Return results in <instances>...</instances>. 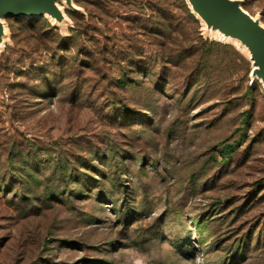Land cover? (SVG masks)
<instances>
[{"label": "rangeland", "instance_id": "1", "mask_svg": "<svg viewBox=\"0 0 264 264\" xmlns=\"http://www.w3.org/2000/svg\"><path fill=\"white\" fill-rule=\"evenodd\" d=\"M82 1L74 0L80 11L58 2L66 14L62 24L48 16L5 19L0 176L26 165L33 170L34 144L41 152L52 148L80 161L87 156L102 171L80 165L82 172L90 170L86 188L85 183L58 186L42 167L38 181L25 180L24 200L14 195L16 188L5 192L4 180L0 264H216L224 258L227 264H264V85L252 77L249 52L209 31L195 14L196 21L189 18L177 0L165 2L176 20L166 21L163 41V32L155 29L162 1L133 0L141 11L130 7L97 17L102 27L94 36L97 63L84 69L69 63L58 93L41 97L33 90V69L40 68L36 62L49 61L50 45L16 43L10 24L42 37L50 24L66 37L74 14L88 16ZM144 4L148 8L142 9ZM243 7L264 23V0H244ZM31 18L40 21L25 28L21 22ZM146 18L152 28L145 26ZM200 35L219 44L208 58H201ZM166 40L167 87H157L150 77L146 85L154 93L150 89L148 97L145 90L122 92L113 82L123 67L117 58H154ZM109 88L116 97L126 96L125 104L143 124L118 117L109 105ZM227 145L233 146L229 152ZM105 152L106 158L118 155V171L110 160L99 159ZM119 179L127 194L118 189ZM69 187L78 193L57 198L56 192ZM196 220L206 223V232ZM246 239L250 246L244 252L239 246Z\"/></svg>", "mask_w": 264, "mask_h": 264}, {"label": "trees", "instance_id": "2", "mask_svg": "<svg viewBox=\"0 0 264 264\" xmlns=\"http://www.w3.org/2000/svg\"><path fill=\"white\" fill-rule=\"evenodd\" d=\"M162 1V2H161ZM181 6L184 8V10L188 13V17L192 18L196 21L193 13L190 12L189 7H187L185 0H177ZM84 2V3H83ZM161 2V15L159 17V22H157V27L155 29L161 30L163 33L159 36L161 40L165 41L164 35L166 34V21H170L172 25H174L175 22V16L174 12H172L171 8L167 7L165 2L166 0H160ZM81 3V1H80ZM83 6L86 8L88 12V16L85 17L83 14H79L77 17L75 14L73 15L75 25L70 29V35L69 36H62L60 33L56 32L55 28L52 27L50 24H48L46 27H44L45 35L43 37L41 35L36 34L35 32H17V30L14 28L12 23L10 24V28L13 31L12 38L17 43H20L21 41L25 42V45L30 44H42V43H49L50 46H47L46 49L49 51V54L51 58L48 62H36L40 66V68L35 67L33 70H35V75L33 77V90L34 93H37V95H40L41 97H51L54 93H58L60 90V87L58 83H61L64 79V73L65 69L71 70V68H67V65L69 63H75L81 66L82 69L91 67L97 63L96 54L93 52V44L95 41L94 36L96 37V34L100 31L101 26H99V21L97 17L99 15H105L104 17L109 18V14L111 12H115L118 10L127 9L129 10L130 7H135L133 9H138L141 11L140 7L136 6V3L133 0H83L82 1ZM142 9L148 8L146 4L142 5ZM94 11H99V14H94ZM132 9V8H131ZM124 11V10H123ZM11 16L7 17L10 18ZM81 17V18H80ZM127 18V17H126ZM127 19H132V17H128ZM135 19V17H134ZM153 19V16L150 18ZM149 18L144 19V24L146 27L150 26L152 28V24L148 23L150 21ZM40 19L31 18L27 22H21L24 24L25 28H31V24H35L36 22H39ZM20 22V21H15ZM26 23V24H25ZM33 24V25H34ZM105 33H107L106 29L103 30ZM25 33V34H24ZM24 34V37L21 36ZM49 35V36H47ZM171 34L168 36L171 38ZM44 36L46 38H44ZM199 47L202 50L203 55L201 58L205 56V58H208L209 53L212 50V46L219 45L217 42L205 40L202 35ZM44 39L41 43L40 41ZM151 40V39H150ZM52 42V43H51ZM58 42V43H57ZM168 40H166L165 44H161V48L159 51H155L156 54L154 58L150 57H144V56H138V55H131L123 57L121 60L117 58L118 61L123 65L121 68V76L118 78H115L113 81L119 89L122 90V92L127 93L126 91L130 89H136L139 91L145 90L146 91V97L150 95L151 84L146 85V82L150 77L156 78L157 87H160V85H164V87H167L166 84L170 80L171 76V68L170 63L171 60L166 56V51L164 50V47L166 46V43ZM56 43V44H55ZM106 48H104L105 50ZM239 53V52H238ZM239 57L243 61H247L245 56L239 53ZM123 61V63L121 62ZM202 61V60H201ZM72 63V64H73ZM26 69L20 68L19 71H23ZM151 89V90H150ZM167 89V88H166ZM110 92L107 94V98L110 101L109 105L113 108L115 112H118V117L123 118L124 120L128 121H138L141 124H143V120L139 117H137V113L133 106H129L125 104L126 96L124 97H116L115 96V89H108ZM36 91V92H35ZM154 93V91L152 90ZM57 95V94H55ZM77 97V96H75ZM71 99H76L74 97H71ZM149 106V105H148ZM124 123V121H123ZM130 129H133L130 124ZM232 145H227L224 147L226 149V152H229L232 149ZM31 154H33L34 160H35V167L32 170V166L26 165L23 168H16L13 170H9L8 172H3L0 176V184L8 179V186H3L5 189V192H7V188H16V194H14L17 198H20L24 200L27 198L28 195V187L26 184V179L28 177H31L32 180L38 181L39 178H37V172L41 171V168L44 167L46 171V175L48 178L53 181L57 182L58 186H64L68 184H75L79 186V183H85L86 188L90 187V184H88L89 180H91V175L88 174V172H82L80 165H87L90 167V169H95L97 171L99 170L92 162H90V158H83V160L80 161V159H76L71 156H63V153L61 151L55 152L54 149H49L47 152H41V146L34 144V148L31 149ZM99 159L102 162L110 160L111 165L114 167L115 171H118L120 169V161L118 159L117 154H113L112 156L109 155L108 158H106V152L101 155L98 154ZM51 171V174L49 175ZM6 175L4 178L2 175ZM39 174V173H38ZM32 175V176H31ZM94 182H98V180L92 179ZM119 190H123L124 193L127 194V188L125 184L122 183L123 180L119 179ZM1 187V185H0ZM72 187L68 188L67 192H56L57 198L64 199L65 196H70L78 191ZM21 191V194L19 193ZM83 191V190H81ZM67 194V195H66ZM54 196V195H53ZM56 197V196H55ZM198 226L201 228L202 231L206 232L207 225L203 221L196 220ZM203 240L205 238H202ZM202 240V241H203ZM249 239H246V241L239 246L240 249H242L244 252L248 246H250V242H248ZM236 253V251H235ZM216 264H227V258L221 259Z\"/></svg>", "mask_w": 264, "mask_h": 264}, {"label": "water", "instance_id": "3", "mask_svg": "<svg viewBox=\"0 0 264 264\" xmlns=\"http://www.w3.org/2000/svg\"><path fill=\"white\" fill-rule=\"evenodd\" d=\"M61 0H0V45L6 46L8 26L5 19L14 17L48 16L62 24L66 14L59 6ZM69 9L82 10L74 0H63ZM197 19L209 31L223 38L237 40L249 51L252 77L264 85V23L243 7L244 0H186Z\"/></svg>", "mask_w": 264, "mask_h": 264}, {"label": "bare ground", "instance_id": "4", "mask_svg": "<svg viewBox=\"0 0 264 264\" xmlns=\"http://www.w3.org/2000/svg\"><path fill=\"white\" fill-rule=\"evenodd\" d=\"M59 6H60V8L62 9L61 4H59ZM234 41H236V42L239 44V42H238L237 40H234ZM3 47H4V44L0 45V51L2 50ZM242 47L245 48V49L247 50L246 47H244V46H242ZM247 51H248V50H247ZM248 52H249V51H248ZM249 56H250V54H249Z\"/></svg>", "mask_w": 264, "mask_h": 264}]
</instances>
